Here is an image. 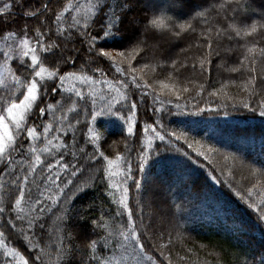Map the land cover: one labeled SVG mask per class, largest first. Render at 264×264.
Returning <instances> with one entry per match:
<instances>
[{
    "label": "trees",
    "instance_id": "1",
    "mask_svg": "<svg viewBox=\"0 0 264 264\" xmlns=\"http://www.w3.org/2000/svg\"><path fill=\"white\" fill-rule=\"evenodd\" d=\"M161 1L163 0H158L160 8ZM80 2L86 4L87 0ZM138 2L142 7L134 6L128 13L129 17L136 16L142 20L153 9H158L156 6L149 7L147 0ZM237 2L238 0H183L186 11L180 12L178 22L190 24L191 28H186L179 36L169 29H158L141 37L144 42L139 45L142 55L132 65L137 69L135 75L138 81L142 84L147 82L152 88L131 90L130 76L128 78L118 73L113 77L114 68L107 72L110 80H125L128 89L121 88V92L127 91L128 99L115 105L113 112L97 116L92 122V129L97 133L98 139L95 145L87 146V153L94 152L95 147L99 146L110 159H115L119 154L132 165L133 180L142 181L139 190L132 180L128 181L129 207L137 224L139 239L144 244L142 254L138 257L140 250L133 252L135 245L131 239L125 242L120 235L127 225V213L119 204L122 190L109 188L110 181L101 179L106 162L97 153L96 161L88 163L92 169L99 168V172L95 173V179L91 178V172H85L82 179L88 180L89 187L82 194L77 193L78 199L73 197L75 203L72 205L70 219L56 233L55 217H50L48 230L39 237L40 247L46 253L44 264H61V260H67L66 256H61L57 251L61 240L64 250L68 247L80 249L73 254L68 264H80L81 258L83 264H89L93 253L88 243L96 238L94 232L104 236L112 234L109 249L103 254L107 258L106 264H239L238 260H244L240 264H260L264 257V220L259 218L264 201V117L259 115V103L264 99V71L261 70L264 68V56L260 51L264 48V29H260L253 37L237 38L233 34L232 41L224 40L225 47L230 49L227 63L218 59L215 54L208 55V41L205 38L210 31L213 38L222 39L216 37L215 29L227 27L232 22V9ZM239 2L248 5L249 0ZM53 6L56 7V0H53ZM249 8L250 6L245 10ZM15 11V23L5 25L4 20L12 18L0 17V28L18 30L25 23L36 25L35 20L22 15L21 9L17 8ZM197 12H204L205 15L197 16ZM156 14L172 13L159 11ZM236 15L245 24L260 19L254 15ZM121 32L122 35L117 36L115 41H109L110 46L106 50L113 51L114 54L111 47L113 43L127 45L139 35L127 19L121 25ZM159 36L177 40L174 51L179 50L180 54L177 57L172 54L164 57L166 52L163 45L155 49L156 43L153 41L156 39L153 37ZM248 48H253V51L249 53ZM245 55L254 56L256 73L249 72L248 60L244 61L242 71L232 73V67H241L240 61ZM173 61H176V70L173 69ZM116 62L128 71L126 59L116 57ZM79 64L78 60L77 66ZM144 64H148V68H144L143 72L141 68ZM102 66L108 68L110 63L104 60ZM251 75L256 76L254 85L248 84ZM159 80L175 84L180 90L179 100L175 93L167 89L161 92L157 82ZM245 85H248V90H245ZM185 87L188 88L187 92L183 91ZM253 88L254 94L251 91ZM145 92H151L152 95H144ZM157 95L165 104L160 113L154 114L155 108H161V104L155 101ZM169 100L171 103H167ZM133 102L137 104V115L133 118L134 131L129 135L126 118ZM244 102L249 104L248 109L243 107ZM177 103L179 108L176 107ZM99 107L102 108L103 105ZM162 114L167 131L175 132L181 139L175 141V136L171 137L174 142L168 151L164 150L167 137L164 143L153 139V148L144 153L148 164L146 172L142 174L139 171V153L150 134L145 133L144 128L146 124H154ZM88 121H91V115ZM88 121L78 126L84 132H87ZM154 126L159 129L158 124ZM85 139L80 137L81 146ZM188 143L193 148H188ZM177 147H182V151H176ZM184 151L190 154V158L183 154ZM197 151H203L208 159L198 156ZM48 162L52 160L49 159ZM72 162L76 161L73 159ZM127 163L121 164L125 171ZM236 163L247 167L237 170ZM81 164H84L83 160ZM250 172L252 175H249ZM122 180V176H116L111 179V183ZM163 181L171 184V199L168 201V198H163L160 202L167 209L169 221L158 223L151 215L155 207L142 197L163 192ZM253 204L257 207H251ZM173 207L180 223L177 229L172 223L175 221H171ZM118 212L123 213V216L117 215ZM93 221L103 223L106 227L95 229ZM2 239L9 248L17 247L23 251L22 238H18L14 231H5ZM3 252L2 247L0 258ZM35 254L33 251V257Z\"/></svg>",
    "mask_w": 264,
    "mask_h": 264
},
{
    "label": "snow or ice",
    "instance_id": "2",
    "mask_svg": "<svg viewBox=\"0 0 264 264\" xmlns=\"http://www.w3.org/2000/svg\"><path fill=\"white\" fill-rule=\"evenodd\" d=\"M137 3L138 0H87L86 4H82L80 0H56L54 7L53 0H0V17L12 18L5 19V25L15 23L17 8L22 10L25 18L36 21V25L25 23L18 30L0 28V247L4 248L0 264H44L46 253L40 247L39 237L48 230L50 217H55L56 233L70 219L72 205L75 203L73 197L78 199L77 193L82 194L89 187L88 180L82 179L85 172H91L92 179L99 172V168L92 169L88 163L96 161L97 153L106 162L101 179L110 181L109 188L122 190L119 204L127 213V225L120 235L125 242L131 239L135 245L133 252L140 250L138 257L142 254L144 244L139 239L137 224L129 207L128 186V181L132 180L139 190L142 181L133 180L132 165L119 154L115 159H110L99 146L95 147L94 152L87 153V146L95 145L98 139L91 125L97 116L113 112L115 105L128 99L127 91L121 92V88L128 89L125 80L108 79L107 72L111 68L121 76H130L131 83L137 89L152 88L151 84L138 81L135 75L137 69L132 65L142 55L140 35L158 29H169L179 36L192 26L178 22L180 16L177 13L183 7V0H167L163 10L153 9L142 20L136 16H128ZM247 7V4L238 0L236 7L232 9V22L227 27L215 29L216 37L222 39L213 38L210 31L206 34L209 56L215 54L218 59L227 63L230 49L225 47L224 40L232 41L233 34L237 38L253 37L260 29H264V12L260 13V19L249 24H245L236 15L243 13ZM159 11L172 14H156ZM204 15V12H197V16ZM126 19L129 24L137 26L140 35L127 45L113 43L111 47L114 55L113 51L106 49L110 46L109 41H115L117 36L122 35L121 25ZM247 51L251 53L253 48H248ZM260 51L264 56V48ZM116 57L127 60V72L116 62ZM104 60L110 63V67L102 66ZM245 60L249 61V72L256 73V60L254 56L247 55L240 61L241 67H232L231 72L242 71ZM172 66L176 70V61L172 62ZM144 68H148V64L142 65L141 71ZM261 70L264 71V68ZM255 81L256 76L251 75L248 84L254 85ZM157 82L161 92L167 89L175 93L179 100L180 90L175 84H168L163 80ZM245 90H248V85H245ZM183 91L187 92L188 88H183ZM251 91L255 93L254 88ZM144 95L150 96L152 93L145 92ZM57 96L60 98L57 99ZM155 101L161 104V108H155L154 114L160 113L165 104L158 95ZM100 105L103 107H99ZM176 107L179 108L180 105L177 103ZM243 107L248 109L249 104L244 102ZM89 115L91 121H88ZM136 115L137 104L133 102L126 118L129 135L134 131L133 118ZM259 115L264 117V99L259 103ZM163 119L162 114L154 121L159 129L154 124H146L144 128V132L150 134L139 153V171L142 174L146 172L148 164L144 153L153 148V139L164 143L167 137L168 142L164 144L166 151L171 150L170 145L174 142L171 137L175 136V141L181 139L175 132L167 131ZM85 121H88L87 132L78 127ZM81 136L86 138L83 146L80 143ZM188 148H193V145L188 143ZM176 151H182V147H177ZM183 154L190 158L187 151ZM197 155L208 159L203 151H197ZM49 159L52 162H48ZM73 159L75 163L72 162ZM81 160L84 161L83 165ZM122 163H127L126 171L121 168ZM116 176H122L123 180L111 183V179ZM251 207L257 206L253 204ZM117 215L123 216V213L118 212ZM259 218L264 220V201ZM93 224L95 229L106 227L96 221ZM5 231H14L18 238H22L23 251L7 246L2 239ZM51 234L49 230V235ZM94 235L96 238L88 243L93 253L89 264L96 261L106 264L107 258L103 254L109 249L112 234L104 236L94 232ZM34 240L37 242L33 243ZM33 251L36 253L34 257ZM57 251L61 256L67 257V260H61V264H68L73 254L80 249L68 247L64 250L61 240ZM80 264H83V258ZM260 264H264V257Z\"/></svg>",
    "mask_w": 264,
    "mask_h": 264
},
{
    "label": "rangeland",
    "instance_id": "3",
    "mask_svg": "<svg viewBox=\"0 0 264 264\" xmlns=\"http://www.w3.org/2000/svg\"><path fill=\"white\" fill-rule=\"evenodd\" d=\"M148 2H146V4L149 6V7H152V6H156V8H158L159 10H163L164 7H165V4L167 2V0H163L161 1L160 3L162 8H160V4L158 3V0H147ZM187 1V0H185ZM142 2V1H141ZM146 5V6H147ZM137 7H142L141 4H139V2L135 5ZM250 6V8L248 10H245L243 11V13H239V14H242V15H245V16H251V15H254V16H257L258 18H260V13L261 12H264V0H249L248 2V7ZM194 8H192L193 10ZM186 11V9L183 7L180 9V11L177 13L178 15H180V12H184ZM133 28L139 33L138 31V28L137 26L135 25H132ZM140 35V33H139ZM145 35H140V40L142 39L141 37H143ZM153 38H156L154 39L153 41L156 43V46H155V49H157V47H159L160 45L165 49V52L164 53V57H167L169 55H173V57H175L176 55L180 54V51L177 50V51H174V49H176V44H177V40L175 39H171V38H166L164 36H159V37H153ZM142 43L143 40H141ZM154 46L152 48H154ZM115 55V53H114ZM177 57V56H176ZM180 57V55H179ZM144 72V71H143ZM113 73H115V76L113 77H116V75H118V73H116L115 71H113ZM226 73V72H225ZM144 74V73H143ZM129 78V77H128ZM144 81V80H143ZM133 89H136V87L132 84L131 85V90ZM113 95H115V93H113ZM217 118V117H215ZM236 168L237 170H240L241 168L243 167H247V166H243L239 163H236ZM249 175H252V172H250ZM238 178V176H237ZM163 192L159 191V193H156L154 195H144L142 197V199L145 201V202H150L151 205H153V207H155V209L152 211L151 215H153L154 219L158 222V223H162L163 222H168L169 220V217L167 216V209H165L164 207H162L161 205V201L163 200V198H168V201L171 199L170 195H169V190H170V186L171 184H167V182L163 181ZM176 189H178V187H176ZM154 202V204H153ZM160 203V205H159ZM151 209V207H150ZM172 210V209H171ZM173 217V218H172ZM176 218V220H175ZM175 221V222H172L175 226V228L177 229L180 225L179 220H178V216H177V213L175 212L174 210V207H173V211H172V215H171V221ZM177 221V222H176ZM2 248V247H0ZM239 264L240 263H243L244 260H238Z\"/></svg>",
    "mask_w": 264,
    "mask_h": 264
}]
</instances>
